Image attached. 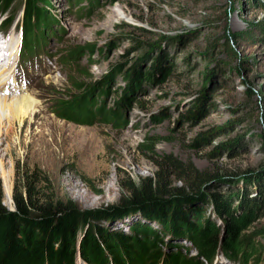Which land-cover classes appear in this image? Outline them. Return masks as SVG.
Masks as SVG:
<instances>
[{
  "label": "rangeland",
  "instance_id": "obj_1",
  "mask_svg": "<svg viewBox=\"0 0 264 264\" xmlns=\"http://www.w3.org/2000/svg\"><path fill=\"white\" fill-rule=\"evenodd\" d=\"M23 3L15 1L7 13L19 32ZM38 5L40 19L30 22L27 40L42 55L26 67L17 65L18 52L14 63L12 56L10 73L37 108L1 147L4 204L15 208L14 194L24 184L17 169L24 165L45 181L40 195L72 202L88 214L77 245L96 228L102 235L150 241L147 264H167L155 260L156 251L164 259L177 254L201 264H264L257 238L238 243L232 254L219 248L207 262L187 235L146 216L135 194L148 178L154 186L164 178L189 193V168L206 173V197L184 206L198 208V216L186 214L191 225L211 220L220 237L232 218L216 213L213 193L233 194L230 211L236 217L247 212L248 199H264V0ZM134 66L141 73L130 78ZM20 90L5 95L13 98ZM9 144L14 146L7 151ZM169 156L187 172L171 165ZM251 220L242 238L264 228V217ZM142 227L152 234L142 237ZM75 264L86 263L78 256Z\"/></svg>",
  "mask_w": 264,
  "mask_h": 264
},
{
  "label": "trees",
  "instance_id": "obj_2",
  "mask_svg": "<svg viewBox=\"0 0 264 264\" xmlns=\"http://www.w3.org/2000/svg\"><path fill=\"white\" fill-rule=\"evenodd\" d=\"M15 1L17 0H0V13L10 12ZM43 1L45 0H24L23 3V40L20 60L24 64L42 55L37 52V47L29 48L27 33L32 19L34 23L39 21L42 9L38 4ZM12 21L13 17L8 16L6 26ZM228 49L234 53L231 44L228 45ZM140 73L141 68L134 66L131 75L128 76L131 78L132 75L139 76ZM168 162L180 171L187 172L183 170L182 164L177 159L169 156ZM17 170L24 184L14 194V209L4 204L0 190V264H75L78 256L86 264H147L146 260L154 247L150 241L136 236L116 237L109 233L102 235L101 229L96 231V228H91L87 233L84 232L77 245L75 241L78 231L88 214L79 211L72 202L62 203L40 195L44 188L47 189L44 185L45 181L37 180L36 172L24 165H19ZM189 171L192 175L187 180L192 190L189 193L184 187L167 184L164 178L161 184L159 182L155 186L150 178L146 179L141 188L135 190L142 212L150 219L164 223L166 229L187 235L207 262H212L219 248L226 254H232L238 243H247L254 238L262 240L259 246L263 250L264 228L257 231L259 235L254 237L242 238L240 234L241 230L252 222L253 215L259 214L264 217L262 195L248 199L250 205L246 204L247 212L242 217H236L230 211L233 194L213 193L210 201L216 213L230 215L232 218L231 221L225 222V236L220 237L211 220L207 219L204 222L199 218L195 226L188 220L187 215L191 212L198 216V208H186L184 205L195 200L196 197L205 196L204 188L209 178L206 173L197 171L193 173L190 168ZM179 180L186 182L183 178ZM138 230L142 237L152 234V230L148 228L142 227ZM157 241L162 242L160 237ZM155 254L157 262L167 260V264H201L192 257L182 259L176 254L164 259L160 251H156Z\"/></svg>",
  "mask_w": 264,
  "mask_h": 264
},
{
  "label": "bare ground",
  "instance_id": "obj_3",
  "mask_svg": "<svg viewBox=\"0 0 264 264\" xmlns=\"http://www.w3.org/2000/svg\"><path fill=\"white\" fill-rule=\"evenodd\" d=\"M15 33H17V27L11 29V37L13 40H15ZM19 47L20 38H18L15 42L16 49L9 53L7 58H0V174L4 178H7L5 171L6 164L3 162L2 157V154L5 150H1V147L12 134L15 126L18 123L23 122L25 118L29 114H32L34 111H36L37 108L36 99L31 94H28L27 90L17 87V79L14 74L10 73V71H12V56H15V54L19 52ZM14 60L15 57L13 59V63ZM19 89H21V92L19 93L20 95L14 96L13 98H8V96H6L12 92L15 93V91ZM3 136L5 137L4 140L2 139ZM13 146L14 145L9 144L7 151H10Z\"/></svg>",
  "mask_w": 264,
  "mask_h": 264
}]
</instances>
